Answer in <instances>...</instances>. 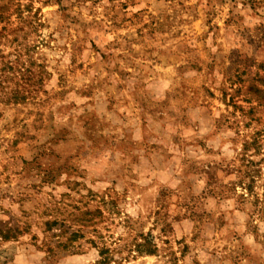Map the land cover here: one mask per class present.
<instances>
[{
	"label": "rangeland",
	"instance_id": "rangeland-1",
	"mask_svg": "<svg viewBox=\"0 0 264 264\" xmlns=\"http://www.w3.org/2000/svg\"><path fill=\"white\" fill-rule=\"evenodd\" d=\"M0 264H264V0H0Z\"/></svg>",
	"mask_w": 264,
	"mask_h": 264
}]
</instances>
